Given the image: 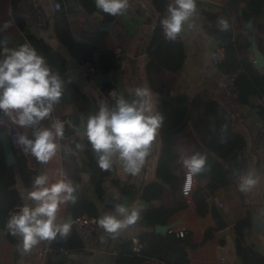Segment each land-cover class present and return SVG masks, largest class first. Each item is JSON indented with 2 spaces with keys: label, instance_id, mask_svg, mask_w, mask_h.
Listing matches in <instances>:
<instances>
[{
  "label": "crops",
  "instance_id": "1",
  "mask_svg": "<svg viewBox=\"0 0 264 264\" xmlns=\"http://www.w3.org/2000/svg\"><path fill=\"white\" fill-rule=\"evenodd\" d=\"M225 0H197V10L184 25L182 45L184 60L181 71L178 74L170 71L165 72L168 83L174 91L184 92L189 95L204 93L216 99L233 117L234 129L243 134L246 145L243 149L241 160L245 162L248 170L241 174L236 182L218 188L214 194L206 193L209 204L208 213L201 215L197 207L193 193L197 188L206 191V183L195 186L192 196L186 198L188 206L175 213L169 223V227L180 232V235L188 231L192 234V241L201 243L208 229H212L210 238L194 249H189L190 264H245V260L239 252L238 240L235 232V224L249 215L253 218L251 233L244 240V245L251 246L255 251L264 256V229L256 233L254 229L257 214L264 219V131L261 126V115L264 105L261 98L251 97L245 103L237 101L220 84L219 71L210 59L212 47L218 41L211 35L210 29L214 26L211 18L203 12L214 13ZM55 0H19L20 17L25 22L22 28L15 19L13 0H0V40H6L9 48H18L25 42L23 35L26 34L31 24V7L34 4L45 7L49 15L47 28L38 34L45 38L52 47L59 51L67 60V70L72 74L76 84L91 99L94 114L104 106L102 96L96 91L93 82L83 74L80 63L72 57L68 48L56 37L54 30ZM162 9H159L152 0H128L127 10L118 15L114 21L102 24V15L99 13H76L68 14L73 33L77 38L100 42L115 50L118 56L117 65L106 75H101L100 80L114 84L119 94H124L132 99L131 89L138 85H147L149 82L146 74L148 60V47L153 41L159 27V19ZM5 23L9 26L5 28ZM104 31V33H99ZM0 55L3 54V45H0ZM255 65L258 67L256 61ZM259 68V67H258ZM150 87V86H149ZM151 88V87H150ZM63 94L59 103L53 105L49 117L41 121L36 127H50L52 121L58 118H66L74 110L72 101ZM152 102L157 108L158 97L152 90ZM2 126L15 124L10 117L4 115L1 120ZM17 125V124H15ZM29 138H33L35 127H21ZM85 123L81 122L76 132L63 139L57 138L59 145L56 155L47 163H38L34 157L33 165L36 175L47 173L49 184L59 179V172L63 171L67 177L73 180L87 169L85 147L87 137L84 134ZM81 143L84 149H77L76 144ZM162 150L160 129L157 137L149 149L145 164L141 171L133 176L126 173L119 162L118 153L113 159L110 169L111 175L104 186L106 190L115 195L121 194V188L127 186L123 195V205L131 211L133 207L140 212L150 206V202L140 198L141 189L146 183L157 179V165ZM184 167V166H183ZM184 170H186L184 168ZM251 175L257 182L247 191H241L239 184L244 176ZM86 179H88L86 175ZM118 181L115 185L113 181ZM88 193L99 208V217L104 214H114L119 219L124 216L114 209L108 208L93 192L90 184ZM21 193L31 190L32 186L26 187L19 178L16 184ZM26 202L25 199H22ZM211 201H214L220 209L227 226L224 229L218 227V220L212 214ZM223 203L219 207V202ZM33 207L34 202L27 201ZM72 215L68 211V203L61 204L57 212V223L71 221ZM145 223L137 229L129 225L122 228L117 234L108 233L104 229L98 234L85 235L78 230L84 242L83 247L75 248L72 254H64L55 258L39 259L35 256L37 246L44 240L32 246L28 251L23 249V238L15 236L16 241L8 237V229L0 226V264H116L117 257L123 242L131 240L134 233L149 230ZM163 230L162 232H165ZM150 264H162V260L150 258ZM256 258L249 253L248 264H256Z\"/></svg>",
  "mask_w": 264,
  "mask_h": 264
},
{
  "label": "trees",
  "instance_id": "2",
  "mask_svg": "<svg viewBox=\"0 0 264 264\" xmlns=\"http://www.w3.org/2000/svg\"><path fill=\"white\" fill-rule=\"evenodd\" d=\"M17 1L13 0L15 19L25 28V22L20 17ZM62 3V8L54 13V30L56 37L68 48L69 53L79 63L92 60L96 63L101 75L108 74L115 68L118 56L114 49L96 41L77 38L72 29L68 16L76 13H99L102 24L114 21L118 15L112 16L96 8L95 0H56ZM159 8H164L165 0H152ZM211 18L214 26L211 35L220 45L226 48V60L222 64L224 69L239 70V97L237 101L245 103L251 97L264 96V68L255 65L251 41L244 29L242 18L253 21L254 33L259 40V48L264 52V0H225L217 12L203 11ZM224 18L229 23L228 30L221 29L218 21ZM148 47L146 74L151 89L157 94L156 110L163 113L165 119L160 128L162 150L158 159L157 179L146 183L141 189L140 198L150 202V206L140 210L139 221L145 223L149 230L140 234L144 243L140 254L131 248V240L123 242L116 264H150L148 259L162 260V264H190L189 249H194L207 241L212 229H208L201 243L192 241L191 232H184L169 228L167 231H157V225L170 223L171 217L179 210L188 206V201L182 195L181 185L185 170L182 157L200 153L206 157L204 170L196 174L206 183V191L197 188L193 193L197 212L201 215L208 213L209 204L206 193L215 191L232 182L245 173L248 168L241 160L246 145L242 133L234 129L233 117L223 105L204 93L189 95L176 92L168 83L165 72L168 70L178 74L184 60L182 40L169 41L162 34L161 27ZM104 33V31H99ZM30 43L46 58L48 66L54 73L58 72L64 81V93L74 105V110L67 116L65 122V136L76 132L81 122L86 125L90 115H94L91 99L76 84L74 77L67 70V60L59 51L43 37L36 34L29 35ZM1 50V47H0ZM4 112L0 110V125ZM84 150L87 169L72 182L76 187L77 201L68 203V211L74 217L80 214H90L99 217V208L88 193V185L97 197L110 208L116 210L117 205H123V195L127 186L121 188L119 195L109 193L104 184L111 171H102L94 157L92 146L86 140ZM35 170L29 167L23 157L17 156L15 163H10L4 145L0 140V226L6 228L8 211L22 203V193L17 188L20 178L26 187L33 184ZM86 175L88 179H86ZM118 185V181H113ZM240 185V184H239ZM253 218L244 217L235 224L239 252L248 264L249 253L256 258V264H264V256L251 246L244 245V240L251 233ZM11 241L15 236L8 231ZM55 243H66L72 248L84 245L76 226L72 224L71 231L66 238L58 233Z\"/></svg>",
  "mask_w": 264,
  "mask_h": 264
},
{
  "label": "clouds",
  "instance_id": "3",
  "mask_svg": "<svg viewBox=\"0 0 264 264\" xmlns=\"http://www.w3.org/2000/svg\"><path fill=\"white\" fill-rule=\"evenodd\" d=\"M95 5L104 13L116 16L127 10L128 0H95ZM196 10L197 0H172L160 20L165 39L175 41ZM218 23L222 30H228L226 19L221 18ZM8 26L5 23V28ZM0 45H3V54L0 55V110L21 127H35L34 139L20 133L16 143L24 146L25 153L31 152L38 163L47 164L57 153L59 145L56 141L57 138L63 139L65 123L56 119L50 127L36 126L50 116L53 105L61 100L64 81L30 42L9 48L6 40H0ZM131 93L134 98L129 99L112 90L109 95L113 97L114 104L100 107L87 119L84 134L102 171L112 168V157L118 153L124 171L137 175L145 164L158 130L163 126L165 117L152 102V89L138 85L131 89ZM76 147L84 149L81 143ZM181 159L189 181L204 170L206 157L198 152ZM59 177L49 184L47 173L36 175L31 190L22 193L26 202L7 220L6 228L12 235L23 238L25 251L42 240L55 239L58 233L66 238L71 231L73 222L57 223V212L61 204L77 201L76 187L65 172L60 171ZM256 182L251 175L244 176L239 189L247 191ZM27 201L34 202L35 206ZM116 211L124 219L107 213L98 218L99 227L108 233L117 234L120 229L135 224L140 217L135 207L129 211L124 205H117Z\"/></svg>",
  "mask_w": 264,
  "mask_h": 264
},
{
  "label": "built area",
  "instance_id": "4",
  "mask_svg": "<svg viewBox=\"0 0 264 264\" xmlns=\"http://www.w3.org/2000/svg\"><path fill=\"white\" fill-rule=\"evenodd\" d=\"M172 2V0H165L164 8L161 13V17L159 19V26L161 27L160 20L165 15V10L167 5ZM54 8L56 10H59L62 8V3L60 1L54 2ZM49 23V15L45 9L44 6L34 4L31 7V24L28 32L23 35L24 40L29 39L30 34H40L43 32ZM162 34L163 29L161 27ZM164 36V34H163ZM184 36V33L182 32L180 36L177 37L176 40H182ZM210 59L212 64L218 68L219 71V80L221 86L234 98L239 97V70L238 69H224L222 68L223 62L226 60V48L219 43H215L212 47ZM80 67L82 69V72L84 76L91 82L94 83L96 91L102 96L104 100V104L112 106L114 104L113 97L109 95V92L112 90H115L116 93H118L117 88L114 84L105 82L103 80H100L101 74L98 71L97 65L92 60H85L80 63ZM119 94V93H118ZM261 102L264 105V96L261 97ZM60 119L64 123L67 121L66 118H58L56 117L54 120ZM261 126L264 131V111L260 118ZM5 130L8 133L9 139L12 143V148L16 156L23 157L26 159L29 166L33 165V159L34 156L31 154V152L25 153L23 150L22 145H19L16 143V140L18 139V134L24 133L21 128H19L15 124H8L5 127ZM198 183H201V179L197 177V175H194L191 179V181L188 180L187 177V169L185 170L184 179L181 185V192L182 195L186 198L191 197L193 190ZM203 185V183H201ZM25 202H22L15 207L11 208L8 211V214L6 216L5 224L7 223V220L9 219L10 215L14 212L19 211L20 207ZM219 207L223 206V203L219 202ZM98 216L90 215L87 213L80 214L73 218L72 224L77 227L79 231H81L85 235H92V234H98L102 231L103 228L99 227L98 225ZM143 222L137 220L135 224L131 225L133 228L137 229L141 226ZM182 235V233H181ZM144 246V243L141 240L140 234L134 233L131 237V248L132 250L140 254ZM74 248H72L70 245L66 243H55L54 239L52 240H44L42 244L37 246L35 251V256L39 259L46 260L47 258H55L59 257L63 254H72Z\"/></svg>",
  "mask_w": 264,
  "mask_h": 264
},
{
  "label": "water",
  "instance_id": "5",
  "mask_svg": "<svg viewBox=\"0 0 264 264\" xmlns=\"http://www.w3.org/2000/svg\"><path fill=\"white\" fill-rule=\"evenodd\" d=\"M242 21L244 24V29L251 41L252 52H253L255 61L259 68H264V52L259 48V40L254 33L253 21H245L243 18H242ZM0 140L2 141L4 145L9 162L12 164L15 163L17 161V156L13 151L12 143L9 139L8 133L5 130V127H3L2 125H0ZM211 209H212V214L214 218L218 220V227L220 229H224L227 226V223L224 221L223 215L214 201H211ZM73 218L74 216L72 215L71 221L73 220ZM169 228H170L169 224L156 226L157 231H163L166 229L168 230ZM254 229L256 233H261V231L264 229V219L261 218L259 214H257L255 217Z\"/></svg>",
  "mask_w": 264,
  "mask_h": 264
}]
</instances>
